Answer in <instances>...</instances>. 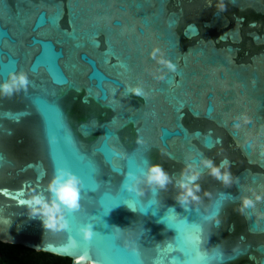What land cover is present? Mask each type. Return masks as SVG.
I'll return each mask as SVG.
<instances>
[{"label":"water","instance_id":"water-1","mask_svg":"<svg viewBox=\"0 0 264 264\" xmlns=\"http://www.w3.org/2000/svg\"><path fill=\"white\" fill-rule=\"evenodd\" d=\"M193 2L0 0V83L27 79L0 95V242L70 264H264V53L201 31ZM68 175L77 207L46 230L29 201Z\"/></svg>","mask_w":264,"mask_h":264},{"label":"flooded vegetation","instance_id":"flooded-vegetation-1","mask_svg":"<svg viewBox=\"0 0 264 264\" xmlns=\"http://www.w3.org/2000/svg\"><path fill=\"white\" fill-rule=\"evenodd\" d=\"M254 3H248L245 5L242 1H239L236 5H230L224 3L221 0H194L193 6L195 10L199 13H203L202 17L199 19V22L202 23L203 20L211 22L209 28H204L203 25L200 27V30L203 32H209L213 37L218 36L219 34L225 33L227 37L230 34L235 36V40H227L231 46L237 47L240 49V54L249 53L253 57L264 53V42L254 41L256 37L263 36L264 34V0H249ZM223 5L221 8L220 5ZM217 16L216 20H212V15ZM209 199L207 197L205 202ZM235 213L231 210L226 211V218L228 222H236L239 220V217L234 215ZM235 233L234 235H237ZM217 236L227 237L226 233H221ZM235 240H232L231 244H234ZM244 264V262H240Z\"/></svg>","mask_w":264,"mask_h":264},{"label":"clouds","instance_id":"clouds-1","mask_svg":"<svg viewBox=\"0 0 264 264\" xmlns=\"http://www.w3.org/2000/svg\"><path fill=\"white\" fill-rule=\"evenodd\" d=\"M222 8L223 5L221 4ZM165 63H167L165 61ZM171 66V65H169ZM27 79L23 73L12 75L10 74V82L0 83V95L10 94L14 89H18L26 86ZM210 165V161H206ZM151 175L150 179L155 180L162 187L164 183L168 180L167 175L162 171L159 166H151L149 169ZM212 174L221 178L225 183L229 181L227 174L220 176V173L217 168H211ZM189 180H195L196 174H193L188 177ZM181 187L185 189L188 195H192L191 190L188 189V186L181 184ZM193 187H196L195 185ZM50 188L55 193V199L53 201L46 202L42 197L36 196L29 201V211L31 215H38L39 219L46 230H55L63 229L66 227V224L62 217V208L61 205L66 206L68 209L77 207V181L76 179L68 175L66 179L61 180L60 177H55L50 182ZM183 200L185 197L182 195L179 197ZM196 199V197H194ZM256 199L259 200L260 197L256 196ZM39 205V207H37ZM252 205V200L247 197L242 199V206L249 207ZM84 235L87 237L89 232L84 230ZM201 235L199 234V229L195 228L194 234L191 236V242L194 246V249H197L196 260H204L205 255L198 251L199 244L201 243Z\"/></svg>","mask_w":264,"mask_h":264},{"label":"trees","instance_id":"trees-1","mask_svg":"<svg viewBox=\"0 0 264 264\" xmlns=\"http://www.w3.org/2000/svg\"><path fill=\"white\" fill-rule=\"evenodd\" d=\"M67 257L36 252L22 245L0 242V264H70Z\"/></svg>","mask_w":264,"mask_h":264}]
</instances>
